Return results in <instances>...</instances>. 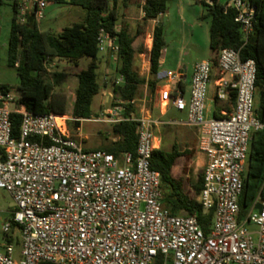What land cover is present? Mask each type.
Masks as SVG:
<instances>
[{
  "label": "built area",
  "instance_id": "obj_1",
  "mask_svg": "<svg viewBox=\"0 0 264 264\" xmlns=\"http://www.w3.org/2000/svg\"><path fill=\"white\" fill-rule=\"evenodd\" d=\"M11 1L24 24L44 19L50 5L72 0ZM146 2L141 0V9ZM228 9L236 11L235 22L247 40L254 10L247 0H229ZM98 41L100 53L117 55L104 30ZM152 47L153 33L146 51ZM53 61L47 60L49 72ZM166 78L172 87L162 93L163 101L186 112V125L199 131V150L207 158L196 199L205 213L213 212L209 234L197 215H173L163 205L161 176L151 163L161 147L156 127L165 123L160 119L136 112L125 117L120 101L97 119L35 115L20 103L18 90L0 89V190L14 205L8 219L0 210V264H264V201L256 199L242 221L239 202L252 134L264 129L255 112L256 62L242 60L238 50H220L217 66L213 60L194 66L189 98L178 88L180 73ZM212 79L215 100L233 103L220 118L207 117ZM13 114L22 119L18 138ZM85 121L135 122V156L84 149L73 139L71 124L80 122L81 131Z\"/></svg>",
  "mask_w": 264,
  "mask_h": 264
},
{
  "label": "trees",
  "instance_id": "obj_2",
  "mask_svg": "<svg viewBox=\"0 0 264 264\" xmlns=\"http://www.w3.org/2000/svg\"><path fill=\"white\" fill-rule=\"evenodd\" d=\"M128 1V0H126ZM229 0H202L200 3L206 7L210 17V49L216 55L213 59L217 66V55L224 48L240 51L241 59L254 60L257 66L256 81V115L264 123V0H247L255 13L253 33L244 39L240 26L235 22L236 11L226 10ZM4 0H0L3 4ZM71 6L79 7L85 11L84 18L66 27L59 33L42 31L38 22L29 18L26 23L18 22L17 4L13 2L14 16L11 22L10 37L8 41V66L17 71L20 92V103L27 111L35 115L49 113L66 114L68 95L61 90L69 74L59 71H48L47 60H60L79 67L84 58L91 59L86 69L77 72L78 86L72 116L75 119H92V102L98 95L102 86L97 73L101 60L99 58V36L104 30L118 48L116 70L117 80L113 82L114 101H120L125 108L124 116L129 117L136 112L139 89L148 85L151 94H155L160 82V65L166 47L164 28L156 26L153 32V47L150 53V79L142 78L136 69V56L144 51L143 37L145 27L149 22L156 20L167 11L168 0H147L143 6V19L137 24L135 34H131L125 22L119 23L117 10L118 0H72ZM183 92L184 85L178 84ZM0 89L10 90L8 86L0 85ZM220 102L216 99L215 105ZM115 105V104H114ZM214 117H222L218 109ZM13 136L19 137L21 116H11ZM77 128L80 122L73 124ZM111 133L115 138L111 144L87 151H105L116 157L124 153L135 156L137 148V135L135 122H121L113 125ZM38 139H33L37 141ZM189 152L182 151L174 143L171 150L163 147L153 154L152 169L160 173L163 190V205L173 215H197L205 234H209L213 220V212L205 213L202 205L196 198L190 197L185 191V178L175 177L173 169L180 157L187 159ZM244 187L240 197V220L247 215L249 208L256 199L264 201V129L252 134L246 171L243 178ZM203 174L193 186L195 197L203 190Z\"/></svg>",
  "mask_w": 264,
  "mask_h": 264
},
{
  "label": "rangeland",
  "instance_id": "obj_3",
  "mask_svg": "<svg viewBox=\"0 0 264 264\" xmlns=\"http://www.w3.org/2000/svg\"><path fill=\"white\" fill-rule=\"evenodd\" d=\"M13 2L4 0L0 4V85L8 86L11 90L16 91L19 85L17 71L8 66V41L10 37L11 22L14 16ZM119 23L127 22L131 25V34H135L137 24L141 22L139 18L142 15L141 0H118L117 5ZM207 15V9L198 0H168L167 11L160 15L155 21L156 26L160 24L164 28V37L166 47L163 53V60L160 65V82L163 84L165 78L170 72H177L178 65L181 64L187 69L188 80L191 81L190 75L193 66L200 62L204 56L210 57L212 51L210 49V17ZM85 16V11L79 7L71 6L70 4L53 5L46 11L45 18L38 22L39 28L42 31L59 33L62 29L70 27L75 23L80 22ZM154 23H148L145 27L143 37V48L148 42L149 34H152ZM144 52V51H143ZM142 52V53H143ZM106 53H100L99 58L102 59L99 69V83L102 86L101 92L96 95L92 102V119H97L101 115V111L108 110L115 104L113 98V82L117 80L116 67L108 65L107 60H103ZM148 60V53H147ZM91 63V59L84 58L80 61L79 67H74L71 64L54 60L53 71L66 72L69 74L68 79L62 85L61 90L68 95L67 115H72L74 102L76 98V89L78 86L77 72L86 69ZM116 63V61H115ZM108 68L111 74H108ZM142 67L138 69L141 71ZM141 75L147 77V72ZM150 78V77H149ZM109 89V94H108ZM139 110L141 107L154 116L160 118L162 122L168 126L158 127V137L161 142V147L165 150H171L174 143L183 141L178 136V127H182L186 123L187 117L185 113H180L174 108H169L165 115H162V109L156 108L157 95L151 94L148 88L140 87L138 94ZM207 107L215 110V90L214 79L209 84V93L207 99ZM113 125L85 121L81 125V131H78L74 125H71V134L74 140L80 143L84 149H97L105 147L115 141L111 130ZM173 128H170V127ZM175 130V133L173 132ZM182 145V144H181ZM182 150L183 146H180ZM174 172L181 173L185 178V191L190 197H195L193 185L197 182L200 175L203 174V168L198 167L191 159L181 158L177 161ZM14 205L9 195L0 190V210L2 211L3 219L10 217V211H13ZM181 215H185L182 213ZM251 229H255L251 226ZM16 256L21 250L20 244L15 247Z\"/></svg>",
  "mask_w": 264,
  "mask_h": 264
},
{
  "label": "crops",
  "instance_id": "obj_4",
  "mask_svg": "<svg viewBox=\"0 0 264 264\" xmlns=\"http://www.w3.org/2000/svg\"><path fill=\"white\" fill-rule=\"evenodd\" d=\"M198 2L200 3V1L198 0ZM53 6V4L52 5H50L49 7H52ZM48 7V8H49ZM142 19H143V14L141 15V17L139 18V20H141L142 21ZM152 23H154V27H153V29H152V33L154 32V28L156 27V21L154 20V21H151ZM150 22V23H151ZM128 26H129V30H130V33H131V24L130 23H127V22H125ZM161 25V24H160ZM147 51H146V44H145V46H144V52L143 53H141V54H138L137 56H136V60H135V62H136V69H137V71H138V69L140 68V66L142 67V69H141V71H143V74L147 71V77H146V75L145 76H142L141 74V71L139 70L138 71V73H139V75L142 77V78H144V79H146V80H149L150 78V72H149V68L151 67V62H150V53H148V70L146 69V64H147V57L145 58L144 57V55L145 56H147ZM216 57V55L212 52V55L210 56V57H207V56H204L202 59H201V61H203V60H213L214 58ZM117 55H114L112 52H111V50H109L107 53H106V55H105V57H103V60H107L108 61V65L110 64V65H114V67H116V70H117V67H118V62H117ZM115 61H116V63H115ZM196 65V64H195ZM194 65V66H195ZM194 66H193V69H194ZM193 69H192V71H191V75H190V78H191V76H192V73H193ZM173 73V72H172ZM175 73H180L181 74V82H182V84L184 85V93H185V95H186V97L187 98H189V93H190V83H191V81H187L188 80V76H187V69H186V67L185 66H183V65H181V64H179L178 65V71L177 72H175ZM108 74L110 75L111 74V70H110V68H108ZM161 77H160V75H159V79H160ZM119 79V78H118ZM142 86H144V88L146 89V92L148 91V85H142ZM141 87V86H140ZM172 86L169 84V82H168V79L167 78H165V82L162 84L161 82H159L158 83V85H157V87H156V92H155V95H157V101H156V103H155V105H156V108H161L162 109V115H165L166 113H167V110L169 109V108H174L171 104H169V102L167 103V102H165V101H163V99H162V93L165 91V90H167V89H169V88H171ZM140 90V89H139ZM108 94H109V89H108ZM110 95V94H109ZM216 106V105H215ZM136 114H138V115H140L141 113H145V114H150L146 109H145V107H141L140 108V110H139V104H138V99H137V101H136ZM175 109V108H174ZM215 109H218V112H219V114H221L222 115V113L223 112H225V111H232V109H233V103L232 102H220V104L218 105V106H216V108ZM176 110V109H175ZM207 111H208V113H207V117L209 118V117H213L214 116V111L215 110H212L211 108H209V107H207ZM102 112V111H101ZM181 113V112H180ZM185 114H186V112H184ZM150 115H152V114H150ZM152 117L154 118V116L152 115ZM186 117H187V114H186ZM156 119H160V118H156ZM161 120V119H160ZM186 123H187V120H186ZM186 123H183L182 125V127H178V131H177V134H178V136L179 137H181L182 139H183V141H182V143L181 142H179L178 141V145H180V146H183L182 148V151H187V152H189V154H188V157H187V159H191V160H193V162H195L196 163V165L198 166V167H201V168H203V172H204V170H205V167H206V164H207V158H206V155H205V153H203V152H201L200 150H199V141H200V137H199V131L198 130H196V129H194V128H191V127H189V126H187L186 125ZM163 126H168L167 124H165V125H161V127H163ZM158 127H160V126H158ZM158 127H156L157 129H158ZM170 127V126H169ZM170 128H172V127H170ZM156 129V133H158V130ZM172 130H173V128H172ZM174 133H175V130L173 131ZM158 136V135H157ZM182 144V145H181ZM181 158H184V157H180L179 159H181ZM178 159V160H179ZM177 160V161H178ZM177 163V162H176ZM173 175L175 176V177H181V176H183L181 173H179V172H177V174H175V172H174V169H173ZM199 179V178H198ZM197 182H198V180H197ZM196 182V183H197ZM195 183V184H196ZM194 184V185H195ZM193 185V186H194Z\"/></svg>",
  "mask_w": 264,
  "mask_h": 264
},
{
  "label": "water",
  "instance_id": "obj_5",
  "mask_svg": "<svg viewBox=\"0 0 264 264\" xmlns=\"http://www.w3.org/2000/svg\"><path fill=\"white\" fill-rule=\"evenodd\" d=\"M257 209H261V205L260 204H257Z\"/></svg>",
  "mask_w": 264,
  "mask_h": 264
}]
</instances>
